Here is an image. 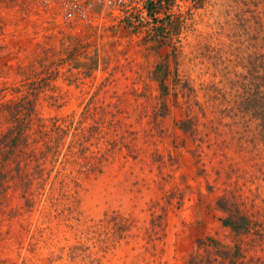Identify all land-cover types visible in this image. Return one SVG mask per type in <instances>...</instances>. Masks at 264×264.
<instances>
[{"label": "rangeland", "instance_id": "1", "mask_svg": "<svg viewBox=\"0 0 264 264\" xmlns=\"http://www.w3.org/2000/svg\"><path fill=\"white\" fill-rule=\"evenodd\" d=\"M250 2L142 0V18L71 24L41 0H0V90L8 99L22 86L41 92L31 138L39 143L19 160L36 175L28 198L16 177L0 194V264H187L209 238L264 263V147L241 148L238 120L219 115L234 106L235 73L250 52ZM212 85L222 95L208 102ZM187 117L198 127L183 132ZM58 125L70 133L41 162L52 172L41 178L26 159L46 155L44 132ZM89 132L100 141L86 148L111 150L91 177L76 168L81 148H71ZM226 210L257 229L236 236Z\"/></svg>", "mask_w": 264, "mask_h": 264}, {"label": "trees", "instance_id": "2", "mask_svg": "<svg viewBox=\"0 0 264 264\" xmlns=\"http://www.w3.org/2000/svg\"><path fill=\"white\" fill-rule=\"evenodd\" d=\"M247 1H251L250 5L255 8L252 12L251 25L253 35L249 37L251 42L250 52L247 58L241 56L239 66L241 71L235 73L236 82L234 81V87L237 88V94L235 95L234 106L231 110L224 108L226 101L225 98H222L224 103L220 105L224 109L220 110L219 115H221L222 120L227 117L238 120L235 124L237 126L235 133L240 136L239 140L243 142L242 145H239L241 148L244 145H251L258 148V146L264 147V24L259 11L260 7L264 8V0H238V3L242 5V3L246 4ZM212 58H214L212 66L217 68L221 60L220 56ZM245 60L246 64L244 66L243 63ZM220 71L224 73V76L228 75L225 74L228 71L227 67ZM162 83L161 89L164 95H169V86L164 84V82ZM205 91L207 98H209L208 102L217 101V94H221V91L213 85L207 87ZM4 92V89L0 90V194L6 193L10 189L7 183L10 184L11 179H15V177L21 178L24 186L21 197L26 201L28 198L27 194L30 191L27 185L31 186L33 184L32 180L36 175L28 171L29 166L27 163L24 166L19 160L26 156L25 149L30 147L31 144L39 143L38 140L32 141L31 138L34 134H37L32 128L35 105L34 97L37 96L36 93L41 94V92L36 88H32L31 85H29L28 89H26V86L20 87L14 92L17 96L12 99H8L7 94ZM202 113L205 114L206 112L202 110ZM232 113L233 115L231 116L230 114ZM178 125L183 132H189L191 128L198 127L197 121L192 117H187L179 121ZM220 125L228 127L223 123ZM38 126L42 127V125ZM70 128L71 125H58L57 130L44 132V138L48 140L46 142L47 147H45V150H47L46 155L42 152L39 155H32L33 158L30 155L26 159V161L28 159L35 161L37 168L41 170L38 171L35 168V172L38 176L41 175V178L44 176V173L52 174L51 171L46 172V168H42L41 162L50 153H53V155L58 154L59 146L67 140ZM75 136H73L75 145L71 148H81L82 155L78 156L79 158H75L77 162L76 168L80 172V175L91 177L102 174L105 168V157L108 156L111 150L109 149L106 153H101L99 150L93 152L90 151V148H86V144L92 141H100L98 134L93 132H89V134H84L83 136L76 133ZM80 159L81 161L79 162ZM13 165L14 168H8ZM64 166L65 168L59 171L62 177L66 176L67 166ZM12 171H15L17 175H11ZM64 182L65 180L62 181V183ZM226 212L229 213V217L222 221L223 225L229 228L236 236L250 234L254 229H257L249 217L236 214L231 210H226ZM260 235V237H264V234L260 233ZM198 249H203L204 256L207 258L213 255H217L218 257L209 258L204 261L205 258L200 252L197 255L191 256L187 264H264L261 258L249 256L250 250L243 248L239 244H236L234 249L229 250L221 242L209 238L205 243L200 244Z\"/></svg>", "mask_w": 264, "mask_h": 264}, {"label": "built area", "instance_id": "3", "mask_svg": "<svg viewBox=\"0 0 264 264\" xmlns=\"http://www.w3.org/2000/svg\"><path fill=\"white\" fill-rule=\"evenodd\" d=\"M44 7H57L61 19L71 24L90 21L94 16H112L124 19L125 15L141 17L145 14L142 0H41ZM143 10V12H141Z\"/></svg>", "mask_w": 264, "mask_h": 264}]
</instances>
